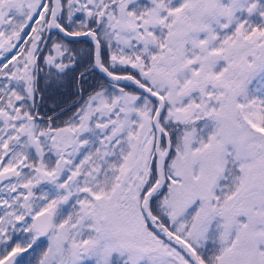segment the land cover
Wrapping results in <instances>:
<instances>
[{"label":"snow or ice","instance_id":"6c2138e0","mask_svg":"<svg viewBox=\"0 0 264 264\" xmlns=\"http://www.w3.org/2000/svg\"><path fill=\"white\" fill-rule=\"evenodd\" d=\"M0 264H264V0H0Z\"/></svg>","mask_w":264,"mask_h":264},{"label":"flooded vegetation","instance_id":"af4514ba","mask_svg":"<svg viewBox=\"0 0 264 264\" xmlns=\"http://www.w3.org/2000/svg\"><path fill=\"white\" fill-rule=\"evenodd\" d=\"M50 39L65 42L69 48L79 53V65L75 72H69L62 78H55L51 81L43 79L47 69H44L41 73L40 86L43 99L39 102L40 111L44 113L56 109L57 114L61 115L63 120H67L73 114V110L81 99L77 94L78 85L84 93H87L101 86L108 87L109 80L99 70H93L90 67V52L94 45L88 38L71 40L64 37L62 33L54 31ZM85 68H87V76L84 82L80 83V72L84 71ZM91 81H94V83Z\"/></svg>","mask_w":264,"mask_h":264},{"label":"water","instance_id":"95a60500","mask_svg":"<svg viewBox=\"0 0 264 264\" xmlns=\"http://www.w3.org/2000/svg\"><path fill=\"white\" fill-rule=\"evenodd\" d=\"M83 38H85V37H79V38H69V39H71V40H80V39H83ZM98 70V69H97ZM101 72V71H100ZM104 76H105V74L103 73V72H101ZM108 80H109V78L108 77H106Z\"/></svg>","mask_w":264,"mask_h":264},{"label":"trees","instance_id":"16d2710c","mask_svg":"<svg viewBox=\"0 0 264 264\" xmlns=\"http://www.w3.org/2000/svg\"><path fill=\"white\" fill-rule=\"evenodd\" d=\"M91 82H93V83H94V81H91Z\"/></svg>","mask_w":264,"mask_h":264}]
</instances>
